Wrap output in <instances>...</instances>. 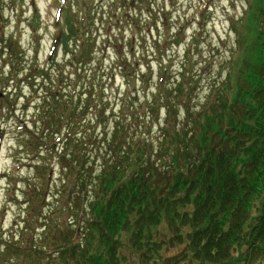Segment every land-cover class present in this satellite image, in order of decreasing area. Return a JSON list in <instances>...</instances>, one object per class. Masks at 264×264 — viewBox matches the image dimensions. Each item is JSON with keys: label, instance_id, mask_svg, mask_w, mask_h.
Here are the masks:
<instances>
[{"label": "trees", "instance_id": "trees-1", "mask_svg": "<svg viewBox=\"0 0 264 264\" xmlns=\"http://www.w3.org/2000/svg\"><path fill=\"white\" fill-rule=\"evenodd\" d=\"M251 4L238 51L208 97L182 114L174 100L178 93L187 100L192 92L187 67L177 82L168 80L171 63H159L157 87L143 104L150 109L142 130L131 131L123 145L120 139L130 130L122 125L124 113L113 132L104 107L96 122L81 118L75 127L67 120L86 115V105H48L78 93L61 81L49 83L48 66L60 67L57 56L48 68L33 66V79H40L36 92L46 90L33 138L58 149L68 181L57 188L59 200L48 212L43 187L21 221L8 229L0 222V264H129L127 249L133 261L152 264H264V0ZM66 20L72 24L70 16ZM82 25L64 28L59 39L72 69L93 52L86 41L72 47ZM53 111L55 123L48 117ZM87 135L94 143L85 142ZM67 207L73 219L64 229L60 215ZM168 248L177 253L163 259Z\"/></svg>", "mask_w": 264, "mask_h": 264}, {"label": "rangeland", "instance_id": "rangeland-1", "mask_svg": "<svg viewBox=\"0 0 264 264\" xmlns=\"http://www.w3.org/2000/svg\"><path fill=\"white\" fill-rule=\"evenodd\" d=\"M251 1L0 0V94L4 93L3 103L0 96V222L4 227L8 229L13 220L24 218L23 211L33 204V193L44 186L48 191L45 203V212H48L59 200L54 197L57 188L68 181L58 161L57 148L43 147L42 142L33 138L35 122L44 112L42 101L46 96V90L36 92L38 84L33 86L40 81L33 79V66L47 67L53 40L58 34L59 7L64 9L61 29L70 31L73 24L81 27L84 22L83 30L73 41V49L78 41H86L85 47L90 46L93 52L85 54L81 63L75 62L72 69L71 55L60 45L57 55L60 67H50L51 64L47 67L53 70L49 83L52 79L61 81L64 87L77 88L78 93L62 96L63 103L49 100L48 105L59 108L65 101H74L75 106L79 101L82 107L86 105L89 108L86 115L80 113L82 117L78 113L76 118L67 120L75 127L81 118L96 122L104 107L112 130L115 121L121 118L119 113H124L122 125L130 130L120 139L123 145L131 131L140 133L142 130V122L150 109L143 104L151 100V92L157 87L161 62L171 63L168 80L178 78L177 82H181V74H184L181 71L187 67L188 76L184 78L192 92L188 91L187 100L178 93L174 101L181 106L182 114L186 112L185 106L197 109L195 104L206 98L212 82H220L230 66L234 49L239 47L238 34L246 32L245 15L254 7L251 4L250 8ZM67 16L72 24L67 22ZM7 52L12 53L8 61L2 59ZM101 68L103 70H99ZM97 89L103 90L101 96ZM72 95L74 98L70 100ZM121 106L127 107L126 111H120ZM52 115L53 118L48 116L49 120L55 123L57 112L53 111ZM166 115L163 109L159 115L162 124ZM158 132L161 130L157 128L154 134L158 136ZM89 139L87 135L85 142L94 143ZM62 204L66 205L67 200ZM72 212L67 207L60 215L64 229L73 219ZM177 248H168L162 254L163 259L175 255ZM129 252L130 249L127 254L123 251L129 264H152L151 259L147 263L138 258L133 261Z\"/></svg>", "mask_w": 264, "mask_h": 264}]
</instances>
